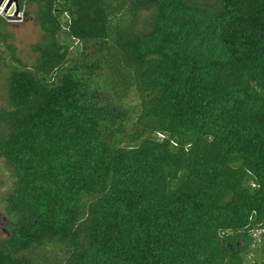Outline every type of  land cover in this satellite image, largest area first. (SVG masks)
<instances>
[{"label": "trees", "instance_id": "1", "mask_svg": "<svg viewBox=\"0 0 264 264\" xmlns=\"http://www.w3.org/2000/svg\"><path fill=\"white\" fill-rule=\"evenodd\" d=\"M18 4L41 36L25 62L0 15V264H264V0Z\"/></svg>", "mask_w": 264, "mask_h": 264}, {"label": "rangeland", "instance_id": "2", "mask_svg": "<svg viewBox=\"0 0 264 264\" xmlns=\"http://www.w3.org/2000/svg\"><path fill=\"white\" fill-rule=\"evenodd\" d=\"M9 2L10 0H0V15L4 16V18H6L7 20H10L9 14L13 15L15 10V4L13 3L12 6L6 11ZM17 14L18 17L15 19V21H11V28L15 34L14 43L17 50L16 53L25 62L32 63L34 61L35 54L31 49V45L39 40L41 36V30L37 21L34 18V14L32 11H29L26 8L20 9L19 6V11ZM152 20V11L141 12V29L146 30L151 27L150 25ZM1 104L2 100L0 98V105ZM5 171L6 170L4 169V163L0 160V180L3 179L6 183V186H8L11 183V180H9L8 177H5L7 175ZM1 190L3 191L4 189L2 188ZM0 210V225L1 230H3L4 227H7V220L3 219L2 215H4V213L2 212L4 210L2 209L1 204Z\"/></svg>", "mask_w": 264, "mask_h": 264}, {"label": "flooded vegetation", "instance_id": "3", "mask_svg": "<svg viewBox=\"0 0 264 264\" xmlns=\"http://www.w3.org/2000/svg\"><path fill=\"white\" fill-rule=\"evenodd\" d=\"M13 3L15 4V2H13ZM13 3H12V4H13ZM0 6H1V5H0ZM11 6H12V5H10V7H11ZM10 7H9V8H10ZM15 13H16V5H15L14 14H13V15L9 14V19H10V20H8V22H9V30H10V31L12 32V34L14 35V38H15V34H14V31L12 30V28H11V25H12V24H11V23H12L11 21H15V19H16V18L14 17V16H15Z\"/></svg>", "mask_w": 264, "mask_h": 264}, {"label": "water", "instance_id": "4", "mask_svg": "<svg viewBox=\"0 0 264 264\" xmlns=\"http://www.w3.org/2000/svg\"><path fill=\"white\" fill-rule=\"evenodd\" d=\"M13 2H15V5H16V13H15V18H17L18 17V11H19V4H18V0H10V2H9V4H8V6H7V8H6V11L8 10V8L10 7V5H12V3Z\"/></svg>", "mask_w": 264, "mask_h": 264}, {"label": "built area", "instance_id": "5", "mask_svg": "<svg viewBox=\"0 0 264 264\" xmlns=\"http://www.w3.org/2000/svg\"><path fill=\"white\" fill-rule=\"evenodd\" d=\"M262 232H264V230H262Z\"/></svg>", "mask_w": 264, "mask_h": 264}]
</instances>
